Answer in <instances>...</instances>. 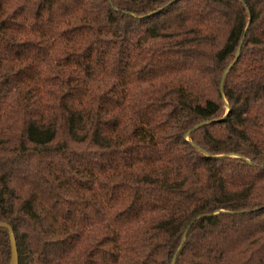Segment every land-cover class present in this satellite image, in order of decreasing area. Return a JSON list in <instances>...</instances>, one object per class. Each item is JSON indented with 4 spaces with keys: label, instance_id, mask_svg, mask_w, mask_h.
<instances>
[{
    "label": "trees",
    "instance_id": "obj_1",
    "mask_svg": "<svg viewBox=\"0 0 264 264\" xmlns=\"http://www.w3.org/2000/svg\"><path fill=\"white\" fill-rule=\"evenodd\" d=\"M0 221L16 264H264V0H0Z\"/></svg>",
    "mask_w": 264,
    "mask_h": 264
},
{
    "label": "water",
    "instance_id": "obj_2",
    "mask_svg": "<svg viewBox=\"0 0 264 264\" xmlns=\"http://www.w3.org/2000/svg\"><path fill=\"white\" fill-rule=\"evenodd\" d=\"M225 103H226V106L228 109L229 104H228L227 100H225ZM0 225H4L8 228L10 245H11V259H10L9 264H16V262H17V243H16V238H15V235L13 233L12 227L10 226V224H8L7 222H4V221H0Z\"/></svg>",
    "mask_w": 264,
    "mask_h": 264
}]
</instances>
